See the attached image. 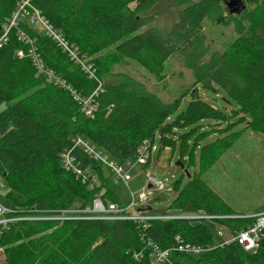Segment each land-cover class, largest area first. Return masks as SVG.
<instances>
[{"label": "trees", "instance_id": "trees-1", "mask_svg": "<svg viewBox=\"0 0 264 264\" xmlns=\"http://www.w3.org/2000/svg\"><path fill=\"white\" fill-rule=\"evenodd\" d=\"M160 1L31 0L28 12L37 10L79 51L80 59L95 68L93 79L52 38L30 26L29 17L8 33L0 48V176L8 192L0 195V203L42 220L2 230L5 264H157L155 247L169 252L158 264H264V234L255 253L238 243L221 248L206 221L185 218L216 216V226L239 233L256 221L248 216L264 212V206L252 215L233 212L204 178L246 131L264 136V0H242L245 8L234 13L228 8L233 0H174L179 18L165 36L147 28L159 16L154 8ZM21 2L0 0V38ZM225 14L235 21L237 37L220 51L207 41L203 24ZM32 48L60 83L39 73ZM175 57L194 80L170 101L130 76L109 80L113 67L132 61L160 82ZM97 90V109L89 116L81 100ZM202 92L219 106L204 101ZM78 135L118 165L134 162L147 141L150 150L157 143L185 167H195L182 187L176 182V197L159 214L177 218L152 220L146 229L130 220L85 219L94 215L86 209L97 198L122 205L101 163L74 149ZM66 153L73 160L69 170ZM92 171L100 183L93 181ZM63 214L71 218L44 219ZM182 244L207 251L195 257L180 252Z\"/></svg>", "mask_w": 264, "mask_h": 264}, {"label": "rangeland", "instance_id": "rangeland-1", "mask_svg": "<svg viewBox=\"0 0 264 264\" xmlns=\"http://www.w3.org/2000/svg\"><path fill=\"white\" fill-rule=\"evenodd\" d=\"M246 4L247 10L251 11L253 6ZM135 5L136 3H133L131 7L134 8ZM180 9V6L174 0L158 2L154 12L159 13V16L147 28H155L161 35L165 36L173 24L178 21ZM152 13L153 11L149 14ZM28 22L39 33L44 32L40 27L30 21ZM203 33L207 41L213 44V48L224 51L237 37L236 23L225 14L223 19L218 22L206 20L203 24ZM166 68V76L159 82L147 70L130 61L127 65L113 67L111 70L112 76L109 77V80L113 82L123 81L126 76H130L143 82L148 92L155 94L164 101H170L178 92L190 87L194 79L191 71L183 65L179 57H175L169 62ZM217 97L220 98L221 95L218 94ZM201 98L219 106V101L214 100L209 93L202 92ZM7 106V104H4L1 109ZM226 109L230 110L231 107L227 105ZM148 145H150L149 142ZM101 152L103 155L108 156L104 151ZM151 156L152 160L148 169L138 163L130 168L128 167L129 175L125 181H118L112 170L103 163H101L102 171L104 177L108 179V186L116 194L122 207H127L131 203L133 195L135 200L139 201L141 195L148 194L146 204L152 207L151 213L162 214L168 210L176 197L177 191L174 189L176 182L180 180L179 185L182 187L189 180L188 174L192 175L194 173L195 167L181 169L180 166L176 165L179 161L178 155H172L168 149L161 151L157 143ZM196 170H198L197 167ZM92 174L97 178V184L100 183L97 174L94 171H92ZM152 176L159 182L164 183L165 189L160 190L155 185L150 186V188L148 180ZM204 178L233 212L254 214L264 206V136L246 131L239 143L223 155L219 162L205 174ZM7 192L8 187L6 185L0 187V195L4 196ZM130 213H134V210H131ZM196 215L191 214V216ZM205 223L214 232L216 229H222L221 225L216 226L208 221ZM2 249L4 250V248ZM252 252L255 253L256 250ZM5 261L6 254L4 252L0 264H5Z\"/></svg>", "mask_w": 264, "mask_h": 264}, {"label": "built area", "instance_id": "built-area-1", "mask_svg": "<svg viewBox=\"0 0 264 264\" xmlns=\"http://www.w3.org/2000/svg\"><path fill=\"white\" fill-rule=\"evenodd\" d=\"M31 0H22L21 5L15 11L12 18L9 20L7 25L4 26L5 33L0 38V48L6 44L8 39V33L11 29L16 28L18 24L24 17H29V21L36 26L40 27L47 36L52 38L57 45L62 49L64 53H68L71 59L77 61L83 68V70L87 73L89 78H95L96 72L95 68L91 65H87L80 59L79 51L70 45L56 30H54L40 15L37 10H33L32 13L28 12V10H32L30 8ZM20 37L23 40H28L27 36L20 32ZM31 43V41H29ZM33 59V63L36 66L39 73H44L48 77L49 80H53L55 82L60 83V80L57 79L51 71H47L44 69L43 64L39 58V55L36 53V50L32 48L30 51ZM20 57H22L23 53H18ZM65 85V82L61 83ZM98 90L93 94V96L88 100H81L84 106V111L87 115H92L96 109L97 105L94 102V98L96 97ZM76 100H79L78 97H75ZM73 147L79 148L84 151L85 154L92 157L94 160L105 164L108 166L112 172L116 175L118 181H125L128 179V167L134 166L136 163L139 165H145L148 159L151 157V154L156 149L153 147L150 150V145L145 141L138 152V156L135 162H127L126 165H118L116 162L112 161L108 156L103 155V153L92 145L87 139L78 135L72 140ZM64 164L65 167L69 170L73 168V160H71L68 153L64 155ZM77 174L81 175V172L76 171ZM92 173V172H91ZM93 175V174H92ZM93 181H96V177L94 176ZM149 187H153L155 185L160 190L165 189V185L162 182H159L155 177H150L148 180ZM0 187H5V184L0 176ZM150 187V188H151ZM148 201V194H143L140 196L139 201L135 200V196H132V201L127 207H120L116 203H108L104 204L100 198H97L91 208H87L86 212L93 213L94 215L90 217H85V219H96V220H106V221H115V220H130L137 223L142 229H146L149 226V222L156 219H165L171 220L176 219L175 216H162L159 214H152L150 212H139L138 209L142 206H149L146 204ZM136 209V210H135ZM131 210H134V213H130ZM16 210L11 207H7L0 203V236L2 234V230L9 227L10 224L20 221H36L42 220V218L32 217V216H24L18 214ZM248 217H256V221L248 227L246 230L239 233H232L227 228L222 227V229H216L214 232L215 237L217 238L219 245L221 248H224L231 243L240 244L247 252L255 251L258 247L261 237L264 234V212L248 216ZM71 217H68L67 214H63L60 217H49L44 218L47 220H66ZM186 219L195 218L201 219L204 221H208L213 223L218 217L216 216H189L185 217ZM214 224V223H213ZM156 255H157V264L161 263L168 257V251H160L158 247H155ZM178 250L183 253L190 254L192 256L198 257L207 251L206 248L182 244L179 246ZM4 253V250L0 246V260Z\"/></svg>", "mask_w": 264, "mask_h": 264}, {"label": "water", "instance_id": "water-1", "mask_svg": "<svg viewBox=\"0 0 264 264\" xmlns=\"http://www.w3.org/2000/svg\"><path fill=\"white\" fill-rule=\"evenodd\" d=\"M240 5L242 6L241 8H240ZM228 8H230L231 12L234 13V12L240 11L241 9H243L245 7L243 6L242 0H233L232 2L228 3ZM176 165L180 166L181 169L185 168L184 164L181 161H178ZM138 211L139 212H150V211H152V207L142 206L138 209ZM190 219L194 220L195 218H190Z\"/></svg>", "mask_w": 264, "mask_h": 264}]
</instances>
